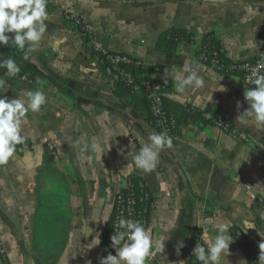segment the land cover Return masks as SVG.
<instances>
[{
    "label": "crops",
    "instance_id": "0c3cea01",
    "mask_svg": "<svg viewBox=\"0 0 264 264\" xmlns=\"http://www.w3.org/2000/svg\"><path fill=\"white\" fill-rule=\"evenodd\" d=\"M47 11L46 33L30 60L22 59L23 52L14 43L0 46V60L13 58L33 80L8 82L9 91L3 95L11 100L30 90H43L47 97L39 112L27 114L24 142L16 146L9 163L0 166V244L8 260L100 264L108 248L101 244L100 228L87 233L81 225L85 219L95 220L93 216L81 220L72 176L80 179L89 205L99 200L92 190L109 192L106 202L98 203L110 215L118 190L138 171L154 202L148 228L164 249L154 246L146 264H193L202 233L198 225L209 221L210 238L217 234L216 225L224 224L233 240L220 264H249L234 231L249 241L259 264H264L259 258L264 243V128L252 120L236 121L250 107L240 78L226 77L195 58L210 33L233 61L264 57V0H48ZM69 13L84 20L92 37L66 20ZM172 28L188 30L196 43L175 53L157 50L158 39ZM249 41H256V49L245 46ZM106 53L125 54L155 67L159 71L154 78L165 81L166 77L172 85L167 94L171 100L227 120L236 134L216 127L184 126L172 138V147L161 151L152 172H122L133 163L141 144L149 142V134L158 132L149 121L145 94L136 84L128 89L108 72L102 58ZM193 62L205 69L200 73L205 86L176 93L173 66L179 70ZM37 79L44 82L42 89ZM45 174L63 175L74 190L70 240L57 252L51 243L41 250L36 245V197ZM162 183L167 192L161 191ZM25 223L30 224V247L14 252L11 233ZM97 236L100 244L91 247ZM2 258L0 254V264Z\"/></svg>",
    "mask_w": 264,
    "mask_h": 264
},
{
    "label": "clouds",
    "instance_id": "9594fccd",
    "mask_svg": "<svg viewBox=\"0 0 264 264\" xmlns=\"http://www.w3.org/2000/svg\"><path fill=\"white\" fill-rule=\"evenodd\" d=\"M48 0H0V46L14 45L23 52L22 59L30 60L31 54L35 52L44 37L47 29L45 21L48 19ZM247 48L256 49V41H249ZM0 68L6 69L7 77H15L20 71V65L13 58L0 60ZM250 71L246 78L253 87L246 88L245 100L250 105L242 114L238 115L236 121L247 124L249 120L264 128V63L256 66L243 65ZM205 69L198 63H184L177 70L172 68V79L175 81V92L182 94L188 87L201 89L205 86V78L200 73ZM85 73L87 68H83ZM165 69V73H167ZM8 79L0 78V166L7 165L16 152V146L24 142L23 128L28 125L27 114L39 112L47 102L43 90L27 91L24 95L9 100L3 94L9 91ZM37 83L43 88V81L37 79ZM165 83L168 79L165 77ZM222 90H224L222 88ZM212 100L209 97L208 102ZM241 107L239 102L237 108ZM51 135V133H50ZM148 143L141 147L133 157V163H128L122 172L130 174L139 169L144 173L152 172L159 163L162 150L172 147V137L166 131L150 133ZM161 191L167 192V185L161 184ZM209 222L198 225L202 229V243H197L193 254L202 264H220L222 255H227L231 236L227 234V226L216 225L217 234L214 238L209 236ZM247 225L246 228H253ZM111 247L116 254L109 253L100 258V264H146V260L152 254L154 246L163 251L162 241H154L150 228H146L139 220L117 217L114 234L110 236ZM100 244L98 236L93 239L91 247ZM262 249L260 259L264 261V243L260 244ZM91 264V261L88 262Z\"/></svg>",
    "mask_w": 264,
    "mask_h": 264
},
{
    "label": "trees",
    "instance_id": "16d2710c",
    "mask_svg": "<svg viewBox=\"0 0 264 264\" xmlns=\"http://www.w3.org/2000/svg\"><path fill=\"white\" fill-rule=\"evenodd\" d=\"M84 21V20H82ZM77 28L84 36L90 38L92 37V33L90 30H83L82 27H75ZM196 43L194 35L189 32L188 30L178 29V28H172L164 32V34L158 39L156 48L159 51L167 52V53H175L177 51H183L185 48H187L188 45H194ZM113 54V53H111ZM205 57L207 61H203L202 57ZM102 58L104 60L105 66L107 68V62H106V56L102 55ZM195 58L199 62L203 63L204 65L213 68L220 74L226 76V77H239L241 80V83L243 87L250 88L253 87V85H248L244 81V74L241 73L238 70L234 71H228L226 69L222 70L220 69L221 66L228 67L229 65L233 64V61L227 57L226 52L223 49V46L221 42L216 38V36L212 33L207 34L202 42L201 47L198 49V51L195 53ZM252 63L255 62V60H250ZM218 63V64H217ZM122 72L125 76H121L119 81L121 84L125 85L128 89L132 90L134 87V84L131 81V78L134 79V83L139 87V89L144 93L146 83H151L153 85L162 84L165 81L161 79L154 78V75L158 73V69L152 66H146L139 60L135 58H131L130 63H126L122 65ZM6 69L0 68V75L4 76L6 73ZM23 75H27V81L28 83H32L33 80L30 75L21 72L18 74L19 77H22ZM169 83V82H168ZM169 94V92L167 93ZM163 109L165 113L172 118L174 123L176 124V128L173 130V137L176 136V134L179 132L181 127L184 126H199V127H212L213 126V120L208 119L205 115L208 111H199L194 109L193 106L189 105H182L177 102H174L171 100L168 96L163 98ZM149 121L151 123H154V119L149 114ZM129 182L132 183L133 190L137 193L138 196L143 194H150V199L148 200L146 204V209H149V213L146 217L147 224L145 227H148L150 224V218L153 210V198L149 191V189L146 187L143 177L140 174V172H136L133 175L129 177ZM125 192H128V189L125 190ZM115 210L113 209L111 218L109 222L106 224V229L104 231L102 241L103 244L109 249L110 253L112 255H115V249L111 247L110 244H107L106 238L109 235L111 225L113 222ZM234 234L236 235V238L238 239L237 231H234ZM241 240L238 242L239 245L242 248V251L248 261L249 264H259L258 257L252 247V245L249 243V241L240 233ZM238 241V240H237ZM2 264H10L8 259L2 258ZM192 263L193 264H202V262L198 261L195 258V255H192Z\"/></svg>",
    "mask_w": 264,
    "mask_h": 264
},
{
    "label": "rangeland",
    "instance_id": "374dc122",
    "mask_svg": "<svg viewBox=\"0 0 264 264\" xmlns=\"http://www.w3.org/2000/svg\"><path fill=\"white\" fill-rule=\"evenodd\" d=\"M71 14V13H69ZM68 15V14H67ZM66 17V20L73 26L77 27L72 20L68 19V16ZM28 78L27 75H23ZM5 79H8L7 82H23L25 84H31L28 83V81H21L17 79L16 77H6ZM132 79V78H131ZM134 79L132 80V83L135 84ZM49 171L47 170V173ZM138 171H135L136 173ZM134 173L130 174L126 180L125 185L122 186L119 190H122L127 183L129 182V177L133 175ZM45 178L43 180L40 179V188L37 191V197L36 202L38 204V210L39 213L37 215L36 223L34 225L35 228V235H36V245L38 249H44L47 243L53 244L54 247H56V252L58 249H62V244L69 242L70 240V233H69V223L71 224L72 221V214H71V207L73 205L74 200V190L72 184L65 179L63 175H49L45 174L42 176ZM72 179L74 183L76 184L75 193L76 196H78L79 202L77 203V211H79V215L81 217V220H84V216H93V219L95 221L89 223L87 219H85L84 224H81L84 226L85 232L89 233L91 230H99V228L102 230V236L104 234V231L106 229V224L109 222L112 213L109 215V210L105 205H100V203L106 202L108 198V191L106 190H92V195L96 198H98V202L94 201V205H89L84 200V195L87 193L83 190L80 179L72 176ZM44 181V183L42 182ZM118 190V192H119ZM117 192V193H118ZM95 193V195H94ZM98 203V204H97ZM154 203V202H153ZM114 208V206H113ZM113 211V210H112ZM41 224H43V230L41 228ZM19 228L16 231H12L11 235L13 238H11V248L14 252H20V249L22 247H30V244L28 242V238L30 236L29 231V223L25 224H19ZM82 226V228H83ZM94 227V228H93ZM93 228V229H92ZM148 228V227H146ZM25 235H28L24 238ZM101 244H103V241L101 239ZM25 245V246H23ZM106 247V246H105ZM37 252V249H36ZM110 253L108 249V254ZM0 254L4 259H8L7 251L5 250V247L3 244H0ZM40 256L41 253H40ZM21 262V260H20ZM9 263L12 264L9 260Z\"/></svg>",
    "mask_w": 264,
    "mask_h": 264
},
{
    "label": "built area",
    "instance_id": "2783aa9c",
    "mask_svg": "<svg viewBox=\"0 0 264 264\" xmlns=\"http://www.w3.org/2000/svg\"><path fill=\"white\" fill-rule=\"evenodd\" d=\"M68 19L72 20L73 23L77 27H82L83 30H89L87 24L82 21V19L74 14H68ZM106 56V62H107V70L110 74L115 75L118 79H120L121 76H125L124 73L122 72V65L126 63L131 62V58L128 55L125 54H111V53H106L104 54ZM202 60L205 62L207 59L203 56ZM255 62L252 63L250 60L249 61H244V62H236L233 61L232 65H229L228 67L225 68V66H219L220 69L228 70V71H234L238 70L241 73L244 74V81L246 84L251 85L249 81L246 79L250 75V71L246 70L243 68V65H251V66H256L257 64L264 63V57H259L254 59ZM218 64V63H217ZM7 76H1L0 78H6ZM17 79L21 81H26L27 78L26 76L19 77L18 75L15 76ZM132 81V79H131ZM172 90V85L170 83H162V84H157L153 85L151 83H146L145 86V91L144 94L146 96L147 102L149 104V114L152 116L154 119V123H151L153 128L158 132L166 131L169 136L173 138V130L176 128V124L170 118L164 111L163 109V98L167 96V93ZM196 110H201L197 107H194ZM205 111V110H201ZM206 117L208 119L213 120V126L218 129H220L224 133L232 134L235 135L236 132L232 125L225 119H221L211 112H206L205 113ZM132 183L128 182L127 185L122 189L119 190V192L116 195L115 202H114V218L113 222L111 225V229L109 232V235L106 238L107 244L111 245L110 241V236L114 234V230L116 228L117 224V217L118 216H123L124 218H131L134 220H139L141 221L144 226L147 224V215L149 213V209H146V204L148 200L150 199V194H143L138 196L137 193L132 189ZM128 189V192H125V190ZM103 237V236H102ZM238 242L242 239L241 235L238 234ZM202 243V239L199 238L196 241L197 243ZM195 244V246H196ZM195 248V247H194Z\"/></svg>",
    "mask_w": 264,
    "mask_h": 264
}]
</instances>
